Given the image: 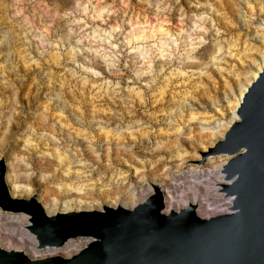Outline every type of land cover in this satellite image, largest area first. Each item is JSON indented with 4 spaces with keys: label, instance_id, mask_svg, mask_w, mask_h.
I'll list each match as a JSON object with an SVG mask.
<instances>
[{
    "label": "rangeland",
    "instance_id": "obj_1",
    "mask_svg": "<svg viewBox=\"0 0 264 264\" xmlns=\"http://www.w3.org/2000/svg\"><path fill=\"white\" fill-rule=\"evenodd\" d=\"M263 64L264 0H0L6 184L49 214L129 208L150 183L165 189L226 157L200 151L238 119ZM214 179L191 185L212 213L230 204ZM9 214L0 210L3 248L69 256L65 246L80 240L55 252L19 248L25 227Z\"/></svg>",
    "mask_w": 264,
    "mask_h": 264
},
{
    "label": "water",
    "instance_id": "obj_2",
    "mask_svg": "<svg viewBox=\"0 0 264 264\" xmlns=\"http://www.w3.org/2000/svg\"><path fill=\"white\" fill-rule=\"evenodd\" d=\"M237 115L211 150L244 148L223 168L227 177L235 175L225 187L235 211L207 219L191 208L161 214L155 186L154 194L130 210L105 206L48 217L35 197H9L0 161V208L30 214L29 229L39 247L76 235L92 237L68 258L30 260L22 252L0 249V264H264V65L243 94Z\"/></svg>",
    "mask_w": 264,
    "mask_h": 264
},
{
    "label": "bare ground",
    "instance_id": "obj_3",
    "mask_svg": "<svg viewBox=\"0 0 264 264\" xmlns=\"http://www.w3.org/2000/svg\"><path fill=\"white\" fill-rule=\"evenodd\" d=\"M158 29H160L158 31H161V32H159L160 35H163L161 27H159ZM164 33H166V32H164ZM262 67H260L259 71L252 77V80L249 81V83H248L247 87L245 88L243 94L246 92V90L250 86V84L257 78L258 74L261 72ZM241 100H242V98H241ZM241 100H240V102H241ZM240 102H239V105H240ZM237 117H238V115H237ZM234 119H236V117H234ZM238 120H239V117L234 122H236ZM223 137H224V134H223ZM223 137L221 139L217 140L216 142L222 141L223 140ZM215 143L213 145H211V146H208L206 148V150L200 151V153H206L205 156H204V154L203 155L200 154L201 159H204L205 158V160L209 156H216V155L218 157H221V155H225L226 156V157H224V159L223 158H220V161H219L218 165L216 164L217 166L215 165L214 168L207 167L206 169L201 170V171L198 170L197 172L196 171L195 172L189 171V170L195 169L194 167L189 168V169H187V171H185V172L182 173V177H183V181L182 182L177 183V184H169V186L166 187L165 189H161L160 188V185H158V184L150 183V185L152 187V193L150 195H152V194L155 193L154 186L157 188L156 189V192L159 194V197H160V208H159V212L161 214L166 215V214H168L170 212L177 213L180 210H183V209H186V208H191L193 214L196 217H198L200 219H207L209 217H213V216H217V215L233 213L235 211V209L233 208V205H232L233 195L232 194H227L225 192V187L228 186L229 184H231V182L234 180L235 175L230 176V177H227L226 173L224 172V169H225L224 166L227 164V162L231 158H233L237 154L242 153L244 151V148L243 147H240L237 151H235L233 153H227L225 151L212 152L211 150L212 149H215ZM90 152H92V151H90ZM84 157L86 159H88V158L91 157V156L89 157V152L88 151H86L84 153ZM207 161L208 162H211L210 158H208ZM220 169H221V171H220ZM219 171L222 172V175H223L222 177L220 176L221 174L218 173ZM213 174L215 175V179H214V182L211 183V184L214 186V188L217 189V191L220 190V192L222 193V195H223L224 198H228L227 204L230 203L226 210L223 208L221 211H216L214 213L210 212V208H209L210 206H209V203H208L209 202V200H208L209 199L208 198L209 196L207 195V192L206 191H203V190L193 192V189L191 188V185H194V187H196V183L194 184V181L197 178L204 179L207 182L208 179H209V176H211ZM4 182H5V184L7 182L5 176H4ZM208 182H211V181L209 180ZM198 183H201V182L198 181ZM6 186H7V184H6ZM180 187L185 192L184 194H182L183 193L182 191L179 192L181 194H178V193L175 192V189L176 188H180ZM7 191H8L9 197L12 198V199H15V198L16 199L17 198L19 199L20 198V197H14V196H21V195H28V196H30L32 194V192H30L29 190H27V189L26 190H23V189H21L20 187H18L16 185H13L11 190L7 186ZM32 196H30V197H32ZM146 199H145V197H143V199L135 202L129 208L124 207L122 205H116V204H115L116 206L115 205L114 206L103 205L102 207H105L106 206V207L114 208V207L120 206L122 208H125L127 210H130L135 205L144 202ZM40 206H41V208L44 211V215L45 216H48V217L54 216L57 213L79 212V211H92V210L101 211L102 210V208L101 209H90V210H70V211H61V212H56V213L49 214V213H47L45 211V209H44V207H43L42 204H40ZM197 208H198V210H197ZM0 210L2 212L12 213L13 215H16L14 217H12V216L9 217L10 216V214H9L8 217H7L10 220V222H12L13 224H20V223L23 222L22 226L25 227V231L28 234L25 231L23 233H20L21 236L23 235L24 238L20 237L21 239H19V240L17 239L16 242H18V247L19 248H23L22 246L25 247V245H26L30 249H34V247H36L37 250H44V249L47 250L48 249V251L51 250V252H53V251L55 252L56 251L55 249L63 247L64 244L67 241L72 240V239H80L78 241L71 242L68 245L65 244L66 245L65 246V250H68V253L67 254H69V256H62V255H59V254H52V255L42 256V257H40L41 255L40 256H37L36 254H33L32 256H28L21 249H6V248H3V247L0 246V249H3L5 251L11 250V251H14V252H22L30 260H39V259H42V258H47V257H52V256H60L62 258H68V257L74 255L75 253H77L85 244H87L90 240H92V237H89V236H85L84 237V236L76 235L74 237H68L66 240H64L59 245H46L45 244L42 247H39L37 245V240L35 238V235L29 229V227L31 225V215L30 214H28L26 212H23V211H19V210H16L15 211V210L2 209V208H0ZM35 218H36V216H35ZM22 219H23V221H22ZM51 228H52V225H49L48 226V230H50ZM2 237L5 238L9 242L12 241V237L11 236H8L7 235V236H2Z\"/></svg>",
    "mask_w": 264,
    "mask_h": 264
}]
</instances>
